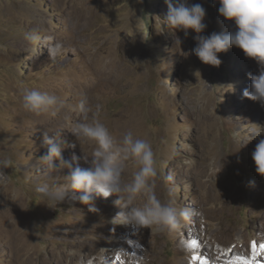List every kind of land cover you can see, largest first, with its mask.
I'll use <instances>...</instances> for the list:
<instances>
[{
  "label": "rangeland",
  "instance_id": "rangeland-1",
  "mask_svg": "<svg viewBox=\"0 0 264 264\" xmlns=\"http://www.w3.org/2000/svg\"><path fill=\"white\" fill-rule=\"evenodd\" d=\"M188 3L206 9L201 35L235 31L234 21L219 15L218 0ZM167 11L165 0H0V160L11 161L0 168V264H78L100 248L111 264H264L262 254L261 263L257 253L231 254L221 246L230 226L236 227L232 238L246 242L264 204L252 159L264 139V106L243 95L251 86L248 73L258 75L259 66L235 46L217 54L219 66L204 64L192 52L197 34L168 27ZM34 29L43 37L38 46L25 40ZM24 88L55 94L63 106L54 117L26 112ZM84 97L89 122L98 116L116 140L131 130L151 144L157 198L168 203L172 187L175 206L197 207L202 218L156 232L113 225L120 211L115 195L95 198L97 212L71 200L72 192L58 203L41 200L36 185L62 184L68 174L38 164L47 153L44 131L76 144L62 149L63 159L85 153L88 162L79 166L91 167L95 145L71 133ZM136 170L128 161L123 181ZM261 245L252 238L255 249Z\"/></svg>",
  "mask_w": 264,
  "mask_h": 264
},
{
  "label": "clouds",
  "instance_id": "clouds-1",
  "mask_svg": "<svg viewBox=\"0 0 264 264\" xmlns=\"http://www.w3.org/2000/svg\"><path fill=\"white\" fill-rule=\"evenodd\" d=\"M165 3L168 11L164 22L171 29L183 31L185 37L189 29L197 34L192 52L204 64L219 66L221 60L217 54L226 52L232 46L242 49L246 57L257 62L259 74L248 73L251 86L250 90H244L243 95L264 106V0H218L219 15L225 20L234 21L235 31L212 32L207 36L201 35L207 27L203 22L206 9L201 4L189 5L188 0H165ZM42 39L35 29L25 34V40L32 45L38 46ZM61 49L62 45L57 44L54 52L59 53ZM53 55L50 52V56ZM63 103L57 95L38 89L24 88L22 91L21 107L35 115L48 114L54 117ZM76 110L81 114V120L75 123L71 133L78 141L83 138L95 145L90 155L91 167L79 166L78 161L81 159L88 162L89 155L84 152L82 156L73 152L71 161L63 159L62 149H75L76 144H66L61 139V133H55L50 138V132L44 131L42 146L47 148V153L38 160V164H42L48 173L68 169V174L64 175L62 184L44 183L35 186L34 191L42 201L58 203L72 192L71 200H78L87 205L90 211L97 212L98 209L93 205L95 198L115 195L118 199L113 203L120 211L112 218L113 225L147 227L156 232H173L186 221L202 218V212L197 207L175 206L172 198L175 189L172 187L169 188L168 203L157 198L153 178L158 176V168L155 153L146 139L135 137L129 130L116 140L98 116L89 122L88 113L91 109L87 106L86 97L80 100ZM252 159L256 172L264 176V139L256 145ZM128 161L137 170L131 181L125 183L122 176ZM10 164L9 159L0 160V168H8ZM173 179L172 175L164 177L166 182H172ZM141 196L144 197V203L137 205L135 201ZM78 264H111V261L106 251L100 248L90 258L82 254Z\"/></svg>",
  "mask_w": 264,
  "mask_h": 264
},
{
  "label": "bare ground",
  "instance_id": "bare-ground-1",
  "mask_svg": "<svg viewBox=\"0 0 264 264\" xmlns=\"http://www.w3.org/2000/svg\"><path fill=\"white\" fill-rule=\"evenodd\" d=\"M17 70V69H16ZM237 163V162H236ZM242 163V162H241ZM233 164V163H232ZM239 164V163H238ZM220 166H222V165H220ZM245 166V165H244ZM237 169H239V168H237ZM245 171V170H244ZM237 174V173H236ZM210 180V179H209ZM216 180V179H215ZM256 185H257V187L259 188V189H264V179H263V176H261V177H259V178H257L256 179ZM244 198V197H243ZM210 200V199H209ZM206 201H208V200H206ZM252 203H254V202H252ZM252 203H251V205H252ZM253 206V205H252ZM223 207H224V205H223ZM260 209H259V211H258V223H259V227H258V230H254L252 233H251V236L247 239V241L246 242H243V241H239L240 239H236V237H233L232 238V234L235 232V230H236V227H232V226H230V227H228L229 229H227V230H224V233L225 234H228L227 236L225 235V241L223 240V243L221 244V246H222V249H225L226 248V246H227V249H228V251L231 253V254H233V253H241L242 255L244 254V255H248V254H254V253H257V255L256 254H254V255H256L255 257L259 260V262H261L262 263V256H261V254L262 255H264V247H261V248H256L255 249V247H253L252 246V238H258V239H260V241H261V243L262 244H264V204H262L261 205V207H259ZM223 213V212H222ZM210 218V217H209ZM203 225V224H202ZM207 225V224H206ZM232 225V224H231ZM226 229V228H225ZM201 231H203V230H201ZM222 231V230H221ZM191 233V232H190ZM200 233H202V232H200ZM199 235V232L197 231V232H195V233H192L191 234V236H189V239H194L195 237H194V235ZM222 234V233H221ZM237 234V233H236ZM211 235V234H210ZM236 236V235H235ZM198 237V240L200 239L199 238V236H197ZM196 237V238H197ZM203 237V236H202ZM211 237H213V236H211ZM210 237V238H211ZM107 238V237H106ZM235 238V239H234ZM201 240V239H200ZM9 241V240H8ZM10 242V241H9ZM24 242H25V240L23 239L22 240V242H21V248H22V250H24ZM6 245H8V244H6ZM100 245V244H99ZM210 245V244H209ZM208 245V246H209ZM207 246V245H206ZM262 246V245H261ZM190 250V249H189ZM21 251V250H20ZM191 252V251H190ZM254 252V253H253ZM192 253V252H191ZM227 253V252H226ZM249 256V255H248ZM221 261V260H220ZM258 262V261H257ZM69 263V262H68ZM206 263V262H205ZM34 264H43V259H37V260H35L34 261ZM177 264H193L192 263V261L191 262H185V263H181V262H177ZM197 264V263H196ZM199 264H204V262L203 263H200L199 262Z\"/></svg>",
  "mask_w": 264,
  "mask_h": 264
},
{
  "label": "snow or ice",
  "instance_id": "snow-or-ice-1",
  "mask_svg": "<svg viewBox=\"0 0 264 264\" xmlns=\"http://www.w3.org/2000/svg\"><path fill=\"white\" fill-rule=\"evenodd\" d=\"M261 247H264V245H262Z\"/></svg>",
  "mask_w": 264,
  "mask_h": 264
}]
</instances>
